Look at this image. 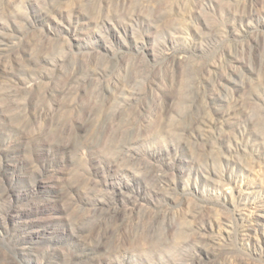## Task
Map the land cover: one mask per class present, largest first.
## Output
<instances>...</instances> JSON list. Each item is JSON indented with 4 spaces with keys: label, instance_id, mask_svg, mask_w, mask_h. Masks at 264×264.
Masks as SVG:
<instances>
[{
    "label": "rangeland",
    "instance_id": "374dc122",
    "mask_svg": "<svg viewBox=\"0 0 264 264\" xmlns=\"http://www.w3.org/2000/svg\"><path fill=\"white\" fill-rule=\"evenodd\" d=\"M0 66V140L36 168L0 167V264H69L89 206L63 187L88 177L143 181L110 250L78 264H264V0H0ZM58 120L79 143L51 160L53 135H32ZM118 133L141 137L127 170L107 168Z\"/></svg>",
    "mask_w": 264,
    "mask_h": 264
},
{
    "label": "bare ground",
    "instance_id": "6f19581e",
    "mask_svg": "<svg viewBox=\"0 0 264 264\" xmlns=\"http://www.w3.org/2000/svg\"><path fill=\"white\" fill-rule=\"evenodd\" d=\"M74 27L76 28V26H74ZM24 67L25 66L22 65L21 63H18L17 61L12 60L11 66L7 67L6 65H4V68L2 69V71L4 72L5 76L14 77V76H16V73L18 71L24 70ZM0 68H1V66H0ZM81 70L82 69H78V70L76 69V71H74L72 76H70V78L67 79L66 85L64 86L63 89H65V87H66V89L67 88L69 89L70 87H67V85H69V81H71L75 77L79 76L80 74L86 76L90 73L89 69L84 70V72ZM130 86H131L130 83H126L121 90V94H124L125 91H128V88ZM2 88H3V91L1 90L0 92H5L4 97L9 99V97L14 92L13 85H8L7 87L2 86ZM63 89L60 91H63ZM124 98H126V97H124ZM12 100H13V98H12ZM22 101H23V99H22ZM8 107H10V106H8ZM56 107H55V109H56ZM105 110H106V108L101 104L98 106H92L90 108V110L88 111V113H86V116L91 117V115H101L102 112ZM223 116H224V114H223ZM65 120L66 119H64V121ZM64 121L63 120L53 121V122H50L49 125H47L46 127H42L40 129L38 128L37 130L34 131V133L32 131L33 139H36L39 141H44L43 139L45 136L52 134L54 137V140H56L55 142L59 144V145L56 144L55 146L52 143L47 144L45 142L43 144L44 146H47V145L50 146L52 144L53 147H55L51 150L49 149L47 151V153L45 154V157H48L51 160H55L59 153H61V152L64 153V152L72 149L73 147H75L79 143L78 130L74 129V130H70L69 132L64 131V129L61 127V124H63ZM182 124L172 128V129H169L168 133L170 135H183L187 125L183 126ZM195 126L196 125L194 122L189 124L190 128H194ZM4 128L5 129H3V130H5L6 134H8V135H12V134L17 135L20 132L19 129L14 128L12 126L4 127ZM123 133H124V131H123ZM118 135H119V133H118ZM118 135L113 134L107 140L108 146L110 147V149L114 153V155H113L114 158H112L108 161V167L107 168L109 170H111L113 168V166H114L113 164H119V163L122 165V168L124 170L125 169L127 170L129 160L133 156V154L129 153V152L136 150V148L138 147V145L141 142L140 136L139 137L125 138V135L122 133L119 136ZM61 137H63V139H65L66 142L59 141V138H61ZM30 138H31V135L28 139H30ZM16 139H11L9 137H6V138L2 137V139L0 140V167L2 166V168L5 171H6V169H8L7 168L8 163H9L8 161L14 160V157L18 156L17 152L26 151V148H21L22 146L20 144L15 143ZM23 140H24V138H23ZM41 143H43V142H41ZM82 147H83V149L87 148V147H91V144H90V142H85L84 144H82L80 146V148H82ZM114 147H116V148L113 149ZM31 157H32V159L35 158L33 155H31ZM18 159L14 160L16 167L17 168L21 167V169H23V172H24L23 174H26V176L35 177L34 176V175H36L35 174V169H36L35 166L27 160H24V159L18 160ZM57 161H58V159L55 162H57ZM123 175H124V173H123ZM123 179H124L123 177L120 178L119 184H121V186L119 187V189L117 187H113V186L110 187V180H107V179L105 180V179H101V178L97 179V178H93V177H88L84 180L82 178H76L72 182L65 183L63 190H64V195H66L68 197V200L70 199L73 203H76V204L79 202L81 206H87V205L89 206L88 207L89 210L87 212H84L83 214L76 216V219L73 221L74 226L76 228H78L80 233H79L78 238H76L74 240V242L72 241L73 246H71L72 251H71L69 264H78L80 259H84L85 256L90 257V254L92 252H94L95 250L96 251H99V249L108 250L111 247L113 237H114L115 233L119 230L120 223L123 221V219H122L123 217L120 214L121 209L124 206L129 205V204L137 201L139 195H138V193H136V184L138 183V186H139L142 184V181H143V180H140V179H137L134 177L131 179L132 181H126V180L123 181ZM146 179H149V178H146ZM128 190L130 191V193L127 194ZM244 199H245L244 197L241 198V200H244ZM164 240L165 239L161 240V244H160L161 249L163 248L165 250H168L169 249L168 247H170L171 244L163 243ZM186 243H188V242H186Z\"/></svg>",
    "mask_w": 264,
    "mask_h": 264
}]
</instances>
